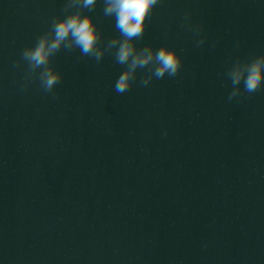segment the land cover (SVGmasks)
Returning a JSON list of instances; mask_svg holds the SVG:
<instances>
[{
  "label": "water",
  "instance_id": "1",
  "mask_svg": "<svg viewBox=\"0 0 264 264\" xmlns=\"http://www.w3.org/2000/svg\"><path fill=\"white\" fill-rule=\"evenodd\" d=\"M66 2L0 0V264H264V88L229 101L226 76L264 54V0H162L137 45L176 48L175 77L118 94L112 53L61 49L55 97L25 89Z\"/></svg>",
  "mask_w": 264,
  "mask_h": 264
},
{
  "label": "clouds",
  "instance_id": "2",
  "mask_svg": "<svg viewBox=\"0 0 264 264\" xmlns=\"http://www.w3.org/2000/svg\"><path fill=\"white\" fill-rule=\"evenodd\" d=\"M162 0H103V14L115 18V27L119 35L108 39L105 43L102 31L99 30L91 11L96 7L97 0H67L63 11L64 17L56 16L51 20L47 31L40 34L34 45L26 46L16 62L27 64L25 82L26 89L33 79H38L40 87L46 94L55 97L54 89L63 79V74L52 63V58L64 49H79L82 56L94 58L99 63L105 54L112 53L116 63L124 66L114 88L118 94L127 92L135 83L139 70H144L140 78L141 86H148L156 79L165 75L175 77L179 74L183 58L176 48L163 45L159 49L151 44L138 47L146 31L147 21L154 9ZM85 9L89 14H85ZM190 15L183 18L181 27L189 24L194 34L199 35L202 26H192ZM206 37H201L197 47L203 45ZM226 76L231 81L232 90L228 95L243 99L245 94L252 95L264 88V54L250 58H237L228 68ZM243 84V89L240 85Z\"/></svg>",
  "mask_w": 264,
  "mask_h": 264
}]
</instances>
